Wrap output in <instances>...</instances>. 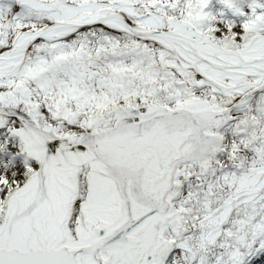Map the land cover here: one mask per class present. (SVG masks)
Masks as SVG:
<instances>
[{
    "label": "snow or ice",
    "instance_id": "6c2138e0",
    "mask_svg": "<svg viewBox=\"0 0 264 264\" xmlns=\"http://www.w3.org/2000/svg\"><path fill=\"white\" fill-rule=\"evenodd\" d=\"M0 264H264V0H0Z\"/></svg>",
    "mask_w": 264,
    "mask_h": 264
}]
</instances>
